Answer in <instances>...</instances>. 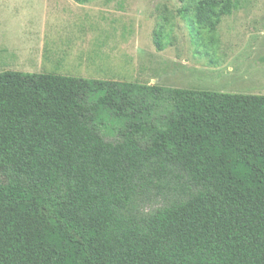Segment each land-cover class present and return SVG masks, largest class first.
<instances>
[{"label":"trees","instance_id":"16d2710c","mask_svg":"<svg viewBox=\"0 0 264 264\" xmlns=\"http://www.w3.org/2000/svg\"><path fill=\"white\" fill-rule=\"evenodd\" d=\"M233 7L196 0V23ZM169 175L188 192L142 211ZM0 264H264V95L0 72Z\"/></svg>","mask_w":264,"mask_h":264},{"label":"rangeland","instance_id":"374dc122","mask_svg":"<svg viewBox=\"0 0 264 264\" xmlns=\"http://www.w3.org/2000/svg\"><path fill=\"white\" fill-rule=\"evenodd\" d=\"M55 2L63 12L53 16L48 3ZM233 2L234 7L212 29L196 23V0H91L86 7L74 0H0V72L39 69L142 84L156 79L165 88L264 95V0ZM45 22L48 32L63 43L62 54L51 48L55 62L27 63L17 54L30 40V26L37 31ZM75 24H97V28L78 30ZM85 35L94 44L78 48V38ZM126 43L130 50L122 51ZM149 101L154 110L144 118L156 122L170 113L172 105L166 99ZM97 127L107 140L117 142L126 120L104 107L97 113ZM162 182L169 187L162 189L164 194L156 189V176L138 187L142 211H153L164 200L189 190V182L175 175Z\"/></svg>","mask_w":264,"mask_h":264},{"label":"crops","instance_id":"0c3cea01","mask_svg":"<svg viewBox=\"0 0 264 264\" xmlns=\"http://www.w3.org/2000/svg\"><path fill=\"white\" fill-rule=\"evenodd\" d=\"M81 5L84 6V7L87 6L86 3L85 4H81ZM48 7L52 8L51 10H53V12L49 13V14H52L53 16L57 12H60V13L63 12V9L61 8V6L59 5L58 2H55L52 5H50L48 3ZM54 11H56V12L54 13ZM45 15H46V20H48V16H47L48 13H45ZM71 19H73L72 16H71ZM40 26H41L40 30H38L39 29L38 28L37 31L35 30L34 26H30L31 27L30 28V32H31L30 40L28 39V41L25 43L24 51L21 54H17V55H20L21 57H24L23 58L24 61H26L27 63H30V64L31 63H33V64L40 63L42 65V64H45L46 62H48V63L49 62H55L57 60L56 59V55L54 57L52 56L51 48L57 47L58 50H60V52L58 53V51H57L56 54L59 55V56H61V54H62V48H63L64 45L61 47V44H63V43L61 41H59L60 39H57L53 35L54 32L53 33L52 32L51 33L48 32V30L46 28L47 22L42 23ZM107 26L110 27V25H107ZM75 28L78 29V30H91V29L97 28V24H93V25H91V24H86V25L75 24ZM36 32H38V33L35 34ZM87 37H88V35H85L83 37L78 38V41H80L81 44L79 45V43H78V45H76V46L78 48L80 47L81 49L92 47V46H88L87 44H94V42L90 40L91 38H89V40L87 41ZM64 38L66 39L68 37L64 36ZM70 41H71V39H70ZM68 46H69V49L73 47V45H68ZM121 48H122V51L123 50H126V51L130 50L129 46H128V43L124 44L123 47H121ZM65 51H66V48H65ZM137 58H138V56H137ZM136 61L138 62V59H136ZM137 65L138 64H136V66ZM137 68H138V66H137ZM19 71H21V70H19ZM34 73H52V74L64 75V74H60V73H56V72H43V71L41 72V70H39V69L36 70ZM67 76H69V75H67ZM83 78H85V77H83ZM90 79H93V78H90ZM117 81L138 83L137 81H125L123 79L122 80H117ZM149 81L153 82V84H149L148 83L149 85H155L157 83L160 84V82H162L161 80H156V79H151ZM140 84H142V83H140Z\"/></svg>","mask_w":264,"mask_h":264}]
</instances>
